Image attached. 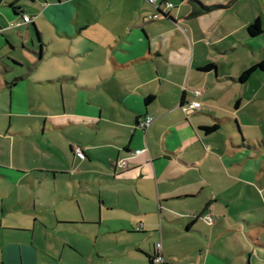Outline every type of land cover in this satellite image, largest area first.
<instances>
[{
	"label": "crops",
	"instance_id": "crops-1",
	"mask_svg": "<svg viewBox=\"0 0 264 264\" xmlns=\"http://www.w3.org/2000/svg\"><path fill=\"white\" fill-rule=\"evenodd\" d=\"M245 1L157 0L149 19L144 0H0V264H149L157 243L164 264H244L264 246L239 205L264 194V120L245 117L264 67L238 80L264 61L247 32L264 4Z\"/></svg>",
	"mask_w": 264,
	"mask_h": 264
},
{
	"label": "rangeland",
	"instance_id": "rangeland-1",
	"mask_svg": "<svg viewBox=\"0 0 264 264\" xmlns=\"http://www.w3.org/2000/svg\"><path fill=\"white\" fill-rule=\"evenodd\" d=\"M143 1V0H142ZM145 1V0H144ZM249 0H246L245 2H247ZM170 2V1H168ZM262 3L264 4V0H262ZM145 4H147V7H151V5L145 1ZM240 5V3L238 4V6ZM264 11V8H263ZM153 14V13H152ZM150 14L148 18H150V16L152 15ZM262 29H264V14L262 16ZM262 36L264 35V31L262 32ZM17 38L19 39V36L17 35ZM246 49V51L244 50V52H249V48L246 47H238V51L236 55L240 54V51ZM17 50H20L19 52H23L26 53V50L24 49L22 51V49L20 48V46L18 47ZM234 52L230 53V55H232ZM260 55L262 57H264V50L261 51ZM241 56V55H239ZM248 89V87H246V90ZM264 89V87H263ZM248 97V96H246ZM251 107V106H250ZM249 110V108L245 109V117L248 119V121H254L256 119V121L260 122L264 120V97L261 98L260 100H258L256 102V105L254 107V115L253 113L251 115L247 114V111ZM242 129V133H244V136L247 138L248 137V133L251 131V133L253 135L254 134V129L251 128H241ZM262 135H264V132H262ZM243 136V139H245ZM16 150V149H15ZM240 207H243L244 211H248L245 212L241 217L247 221H249L250 225L253 226V228H251L249 231L254 234L255 236H257L263 243H264V223L262 221H264V194L263 195H249V193L246 192V196L245 199L242 200L240 199L239 202ZM251 208H254V211H249ZM254 216V217H253ZM249 219V220H248ZM253 224H252V223ZM247 231V230H246ZM244 231V232H246ZM249 257V261L247 262ZM244 264H264V246H259L255 247L254 252L252 253V255H246L244 258Z\"/></svg>",
	"mask_w": 264,
	"mask_h": 264
},
{
	"label": "built area",
	"instance_id": "built-area-1",
	"mask_svg": "<svg viewBox=\"0 0 264 264\" xmlns=\"http://www.w3.org/2000/svg\"><path fill=\"white\" fill-rule=\"evenodd\" d=\"M145 1L148 2L155 10V12L150 16L149 19L157 18L158 15H159V11H162L160 9L159 3H157V0H145ZM170 8H171V6L169 5L168 6V10ZM22 20H23L24 23H28V22H30L31 18H30V16L24 14L22 16ZM192 93H193L194 96L197 97V96H199L201 94V90L200 89H194V90H192ZM200 106H201V102L199 100L192 99V100H188V101H185V102L181 103L180 104V109L185 114H190V113L195 112L196 110H199ZM153 119L154 118L152 116L147 115L137 124V126L142 128V129H145L152 123ZM74 153L80 159H83L85 157L84 152L79 147H76L74 149ZM118 163H119V165H123V162H121V161L118 162ZM203 218L205 219V221L207 223H211L213 221L212 216L210 214L204 215ZM152 261H153L154 264H164L163 263V259H162L160 243H157L156 246H155V252H154Z\"/></svg>",
	"mask_w": 264,
	"mask_h": 264
},
{
	"label": "trees",
	"instance_id": "trees-1",
	"mask_svg": "<svg viewBox=\"0 0 264 264\" xmlns=\"http://www.w3.org/2000/svg\"><path fill=\"white\" fill-rule=\"evenodd\" d=\"M207 8H208V7H207ZM204 9H205V8H204ZM159 13H163V14H164V12H162V11H159ZM164 15H166V14H164ZM247 32H248L249 35H251V36L258 35V34H260V33L262 32V26H261V20H260V18H258V17L255 18L251 23H249V24L247 25ZM36 34H37V32H36ZM37 35H38V34H37ZM12 62H14V61H12ZM213 66H214V65H213L212 63H209V64L203 66L202 69H205V70H206V69H209V68H211V67H213ZM256 67H261V68H263V67H264V61H262L260 64L253 65V66H251V67L245 69V70L240 74V76L238 77V80L241 81V82L246 81V80L249 78L250 74L254 71V69H255ZM152 99H153V95H148V96H146V98H145V102H146V103H149V102L152 101ZM215 128H216V125H212V126L205 127V130H206L207 132H211V131H213ZM152 258H153V256H150L149 264H154L153 261H152Z\"/></svg>",
	"mask_w": 264,
	"mask_h": 264
}]
</instances>
